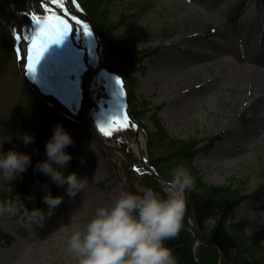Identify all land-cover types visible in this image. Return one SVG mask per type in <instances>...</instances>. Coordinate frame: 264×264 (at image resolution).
I'll use <instances>...</instances> for the list:
<instances>
[{
  "label": "rangeland",
  "instance_id": "1",
  "mask_svg": "<svg viewBox=\"0 0 264 264\" xmlns=\"http://www.w3.org/2000/svg\"><path fill=\"white\" fill-rule=\"evenodd\" d=\"M43 1L47 4L39 0L33 1L34 19L46 21L49 17L59 16L55 8L77 18L61 7L62 0ZM103 1L106 2L105 8L110 11L113 22L122 15L129 16L126 23L115 32V39L119 44L138 50H157L154 57L143 62L145 71L133 75L138 81L135 92L139 97H145L154 105L163 107L159 115L170 134L180 139L220 138L195 160L203 180L216 186L233 184L244 196H250L256 189L264 186V98L260 97L261 92L250 82L254 73H247L248 79L243 81L241 87L232 78L235 71L231 64L218 66V61L215 63L208 59L195 62L196 55L193 54V50H197V53L201 50L215 52L216 47H208L207 42H237L236 47L248 46L245 45V37L255 32H260L264 40V0ZM241 1L246 2V7L241 11L238 21L231 20L229 16L235 4ZM71 9L77 12L76 8ZM4 24L15 35L16 22L13 17L6 19ZM23 24L28 26L26 18L22 16L20 25ZM87 24L80 21L77 27L82 28ZM36 29L33 34L37 38V46L41 42L50 44L51 39L39 36L41 29L39 32L38 27ZM89 38L84 39L87 41ZM247 38L250 45L253 38ZM28 41V46L31 47L32 41ZM94 45L99 46L96 42ZM106 49L107 45L100 49L103 60ZM48 50L44 54L47 58ZM11 55L8 54L6 59L0 57V134L11 136L12 142H4L0 150L5 153L15 150L28 154L32 161L42 160L47 158L45 146L53 135L51 127L61 125L62 122L72 139L76 138L77 133L69 130V123L60 119V113L53 110L54 104H43L42 99L23 80L20 65ZM201 64L203 67H199ZM257 66L264 69V60H260ZM66 68L69 70H63L62 75L65 74V77L61 79L65 81L66 96L74 101L72 109L84 107L88 119L96 126H102L107 142L128 153L136 169L129 173L130 180L126 181L129 164L124 157L117 160L123 171L120 176L116 173L111 155L101 143L77 138L67 148H71L72 155L80 164L75 173L79 178L88 179L89 185L85 192L81 191L75 198H70L66 194L67 187H64L61 196L64 197L65 204L60 205L58 212L45 219L43 227L31 229L22 226L15 218L0 217L3 232L11 238L0 244V264H76L75 258L67 252L68 239L74 231L84 227L96 208L109 203L111 197L124 190L136 191L143 187L161 190L160 186L142 172L143 165L133 149L136 144L134 133L128 125L124 126V111L105 103V108L109 109L101 116V110L87 83L76 72H72V66ZM101 71L107 75L103 66ZM98 75L97 69L94 74H89L91 84L101 89L103 97L113 98L116 92L113 93ZM125 84H129L128 81ZM119 91L127 95V91ZM43 121L46 123V140L40 141L39 147L34 138V150H27L18 134L27 132L34 136L38 123ZM34 151L38 154H33ZM31 170L30 165L10 185L0 181V194L13 182H21L22 177ZM71 173L73 172L70 171L67 175ZM146 177L151 185L147 184ZM53 186L51 181L44 183L38 180L29 187L30 195L18 197L29 209L34 206L37 196L43 197L47 191L54 196ZM257 206V202L250 198L244 200L231 213L229 223L243 222L246 224L247 234L255 236L258 230L264 229V211H260ZM223 207L224 205L212 207L211 210L202 212L204 225L211 228Z\"/></svg>",
  "mask_w": 264,
  "mask_h": 264
},
{
  "label": "trees",
  "instance_id": "2",
  "mask_svg": "<svg viewBox=\"0 0 264 264\" xmlns=\"http://www.w3.org/2000/svg\"><path fill=\"white\" fill-rule=\"evenodd\" d=\"M79 2L82 3L86 12L89 13L92 21L96 23L101 34L106 37L115 68L127 76L130 81L132 87L130 109L134 118L138 120L146 132L148 141L147 152L150 163L167 180L170 179V170L177 165L186 166L195 177V188L187 193V198L200 245L195 247V237L190 232L188 216L185 215L183 229L179 236L167 242L174 250V254L178 258V264H264V229L258 230L255 236H250L247 234L246 224L242 222L229 223L233 210L244 203L246 199L254 200L258 204L257 208L260 211H264V186L256 189V192L252 195L244 196L239 188L234 187L233 184L216 186L205 182L201 171L195 165V159L202 152L208 151V147L213 146L219 138L208 137L205 140H185L172 136L165 128L162 118L159 117V112L163 107L153 106L150 101L139 97L135 92L138 81L133 74L145 71L146 67L142 63L146 58L157 54V50L150 48L138 50L129 45L122 46L116 41L115 32L126 23L129 16L122 15L120 19L113 22L110 18V11L105 8V1L79 0ZM14 3L16 4V12L19 14L28 13L32 8L31 0H14ZM245 6V1L235 4L229 17L236 21ZM9 15H11V11L9 5H7V0H0V57L3 56L2 58L5 59L8 54H12L13 58L16 56V48L12 44L11 30L7 24H4L6 19L10 17ZM29 23L31 24V21ZM61 120L65 121L66 119L61 117ZM66 122L69 123V130L77 133L73 141L79 136L87 141L95 139L93 133L84 131L80 123L71 120ZM60 123L65 128L64 124ZM38 124V129L45 128V121ZM34 136L39 147L40 141L44 142L46 140L44 130H36ZM33 144L34 142L27 145L26 149L30 150ZM37 150L39 151V149ZM70 150V148L65 150L72 156L71 162L62 169L65 175H67L68 171L77 172L80 167L79 162H76V158ZM46 159L31 160V172L26 173L22 177L21 182H13L10 187L4 189L3 193L0 194V202L6 200L14 201V198L18 195L29 194L28 187L39 178L44 182H53L50 177L35 170L37 162H43ZM153 181L155 183V180ZM53 184L55 185V196H60V191L64 186H67L57 187L54 182ZM158 192L163 194L160 190ZM36 204L39 208L47 210V205L43 203L41 197L36 199ZM62 204H64V201ZM222 205L224 207L212 227L205 226L203 223L204 217L201 213L211 210L212 207ZM58 208L54 212H57ZM6 239H8L7 235L2 232L0 227V243Z\"/></svg>",
  "mask_w": 264,
  "mask_h": 264
},
{
  "label": "clouds",
  "instance_id": "3",
  "mask_svg": "<svg viewBox=\"0 0 264 264\" xmlns=\"http://www.w3.org/2000/svg\"><path fill=\"white\" fill-rule=\"evenodd\" d=\"M52 131L45 146L47 159L37 162L35 170L50 177L57 187L67 185L66 194L75 198L81 191L85 192L88 179L79 178L75 172L64 174L62 169L72 160L65 149L74 141L60 124ZM18 138L26 146L34 142V136L27 132L18 134ZM4 142L11 143V136L0 134V149ZM30 165L28 154L0 150V181L10 185ZM169 175L163 194L152 187L124 190L111 197L109 203L96 208L84 227L74 231L68 239L67 252L75 258L76 264H178L167 242L177 238L183 229L187 193L194 190L195 177L184 165H177ZM63 199L47 191L42 197L47 205L45 212L36 207L29 210L16 197L14 201L0 202V217L15 218L31 229L43 227L45 219L54 214Z\"/></svg>",
  "mask_w": 264,
  "mask_h": 264
},
{
  "label": "bare ground",
  "instance_id": "4",
  "mask_svg": "<svg viewBox=\"0 0 264 264\" xmlns=\"http://www.w3.org/2000/svg\"><path fill=\"white\" fill-rule=\"evenodd\" d=\"M259 31V30H258ZM253 38L252 43H247L248 38ZM245 37V45L248 44V46H237V42H229L226 44L215 42H207L210 48H215V52H208V51H199L197 53V50H193V54L196 56L194 57L195 62H199V60H205L208 59L209 61H214L218 66L231 64L234 68L235 73L232 75V78L234 82H239L241 84V87H243L244 80H247L248 77L246 76L247 73H254V76L250 80L253 87H256L260 92V97L264 98V69H261L257 66L258 62L260 60H264V40H262L260 36V32H255L253 35L252 33ZM94 41H97V38H94ZM102 41V40H101ZM99 42V45H104L102 42ZM191 51V50H190ZM199 67H203V65H199ZM84 72V71H83ZM106 82L109 83V85H112L111 88H115V91H118V89H123V91L126 89L125 87V81L124 79L117 78L115 74L108 72L107 75L102 76ZM83 78H86L89 89H91V94L93 96V99L96 102L97 107H99V110H101L102 115L105 114V110H103L104 107V100L105 98L102 97L101 89L95 87V85L91 84L90 78L88 76V73L85 71ZM119 79L121 81V84H117L116 80ZM262 90V91H261ZM123 92L119 91L117 96H115L114 99H111L110 104H115L120 107L124 106V98H122ZM110 99V98H109ZM108 100V99H107ZM88 119V118H87ZM89 120V119H88ZM90 121V120H89ZM144 142L142 141V137L140 138V150H143ZM134 149L137 151L138 147L136 144H134ZM115 159H120L121 156H123V153H120L119 151H113ZM123 173V172H122Z\"/></svg>",
  "mask_w": 264,
  "mask_h": 264
},
{
  "label": "water",
  "instance_id": "5",
  "mask_svg": "<svg viewBox=\"0 0 264 264\" xmlns=\"http://www.w3.org/2000/svg\"><path fill=\"white\" fill-rule=\"evenodd\" d=\"M8 1H9V3H11L13 0H8ZM68 1L71 2V0H68ZM76 5L79 7V9H80L81 12H84L83 8L81 7V5H80L79 3L76 2ZM11 6H12V5H11ZM12 12H13V16H15L16 24H17V26H18V27H17L16 40H17V42H19V44H20V37H19V36L21 35L20 20H19L18 15L15 14V12H14V10H13V7H12ZM90 23H92V22L90 21ZM92 25H93V30L95 31V33H96V34H99V32H98V30H97L95 24L92 23ZM99 35H100V34H99ZM17 37H19V38H17ZM24 41H25V40H24ZM18 48H19V49H22L20 46H18ZM22 54H24V53L22 52ZM27 57H28V56H27ZM108 61H109V60H108ZM22 63L25 64V63H26V60H22ZM107 67H108V69H109L111 72L115 73V74L117 75V77H123L119 71L116 72L115 70L112 69V67L110 66V62H108ZM23 76H24L25 81H27V82H28V83H29V84L35 89V91H37V92L39 93V95L42 96V95H43V91H40V90L36 87V85H34L32 82H30V81L26 78V76H25L24 74H23ZM48 94H49V93H48ZM53 99H54V101H56V103L58 104V105H56V108H57L58 111L64 113V115H66L67 117L71 118L72 120H74V121H78V122L84 124V126L88 127V128H89V129L95 134L97 140L100 141V143H102V145L108 150L109 153L113 152L114 150H118V151H120L119 148L114 147V146H112V145H109V144L105 141V139H104V137H103V134L99 131V129H97V128H96L91 122H89L88 120H86V119L84 118L83 114H77V113H75L74 111L69 110V109L66 107L65 104H64V105H61V104L59 103V101H57V99H55V97H53ZM82 110H84V109L82 108ZM126 115H127L128 119H129V120H132V122L137 126L136 130H138V131H136V138L139 140V137H140V135L142 134L143 130H142L141 127L139 126L138 122L133 118L131 112H126ZM140 152H141V162L144 163V166H145V168L147 169V171H148L150 174H152V176H153L154 178H156V179L159 181V183H160L164 188H167L168 181L165 180L163 177H161V175H160L159 173H157L156 170H154V169L152 168V166L150 165V163L148 162V160L144 157L143 152H142V151H140ZM111 154H112V153H111ZM128 163H129L130 165H132V163H131L130 160H129ZM116 167H117V165H116ZM117 171H118V174H119V169H118V167H117ZM186 213H187V216H189V218H190L191 216H190V211H189V208H188V207H187V211H186ZM190 227H191V231H192V233L194 234V237H196V243H198V237H197V234H196L195 227L192 226V224H190Z\"/></svg>",
  "mask_w": 264,
  "mask_h": 264
},
{
  "label": "snow or ice",
  "instance_id": "6",
  "mask_svg": "<svg viewBox=\"0 0 264 264\" xmlns=\"http://www.w3.org/2000/svg\"><path fill=\"white\" fill-rule=\"evenodd\" d=\"M53 2H56V0H53ZM61 7H63V5H61ZM52 21H55V23H52ZM46 23V28L40 30L39 36L48 37L49 39H51V43L46 45L44 42H41L40 45L37 46L36 40L33 39V46L29 49V59L31 60V63L28 64V70L32 75L35 74L38 64L40 63L41 59L43 58L45 52H47L49 47L53 44L62 43L65 39V33H68L69 35L72 33V26L68 24L67 21L61 19V17L59 16L49 17ZM77 23H79V21H77ZM49 29H51V32L48 31ZM52 32L55 33V39H52ZM84 34L90 35L91 31H87ZM116 83L121 84V81L117 79ZM124 121H127V116L124 117ZM124 126L126 127L127 124L125 123ZM106 134L111 135L110 132H106ZM137 171H139V169H137Z\"/></svg>",
  "mask_w": 264,
  "mask_h": 264
}]
</instances>
